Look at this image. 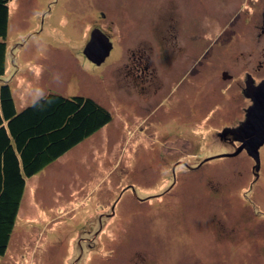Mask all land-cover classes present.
<instances>
[{
	"label": "rangeland",
	"instance_id": "1",
	"mask_svg": "<svg viewBox=\"0 0 264 264\" xmlns=\"http://www.w3.org/2000/svg\"><path fill=\"white\" fill-rule=\"evenodd\" d=\"M263 8L10 0L0 79L16 105L83 95L111 120L26 179L0 264H264V139L256 170L227 133L243 125L254 141L237 121L245 77L264 80ZM93 32L117 48L96 65ZM134 58L139 84L126 74Z\"/></svg>",
	"mask_w": 264,
	"mask_h": 264
},
{
	"label": "trees",
	"instance_id": "2",
	"mask_svg": "<svg viewBox=\"0 0 264 264\" xmlns=\"http://www.w3.org/2000/svg\"><path fill=\"white\" fill-rule=\"evenodd\" d=\"M10 0H0V76L6 71ZM111 120L90 97L45 93L26 105L14 102L0 79V257L4 255L24 194L26 179Z\"/></svg>",
	"mask_w": 264,
	"mask_h": 264
},
{
	"label": "water",
	"instance_id": "3",
	"mask_svg": "<svg viewBox=\"0 0 264 264\" xmlns=\"http://www.w3.org/2000/svg\"><path fill=\"white\" fill-rule=\"evenodd\" d=\"M262 23L263 29L261 31L264 33V8L262 11ZM98 39L99 38L94 32L91 33L90 40L86 47L88 51H85V54L88 59H90V61L96 64H99L109 54L111 48L106 38L103 39V43L101 40V45H98ZM249 83L251 82L247 81L245 83V94L252 99L253 103L249 106L246 111V120L243 122V124L245 125L244 129L252 133L254 138V141H251L249 143L250 146L248 144L246 146V149L249 154L254 156V168L258 170L260 163L258 159L257 148L264 139V80H261L257 85L252 87L249 86Z\"/></svg>",
	"mask_w": 264,
	"mask_h": 264
},
{
	"label": "flooded vegetation",
	"instance_id": "4",
	"mask_svg": "<svg viewBox=\"0 0 264 264\" xmlns=\"http://www.w3.org/2000/svg\"><path fill=\"white\" fill-rule=\"evenodd\" d=\"M261 16H262V13H261ZM95 27H99V26H97V25H95ZM95 27H93V28H95ZM104 32V31H103ZM109 39V38H108ZM110 46H111V49H110V51L111 50H113V49H117L116 48V46H115V44L112 42V44H110ZM160 48L162 49V47H161V45H160ZM165 51V50H164ZM170 51L171 52H173L174 50H172L171 48H170ZM92 62V61H91ZM93 63V62H92ZM93 64H95V63H93ZM96 65V64H95ZM141 65H142V62H141V60H140V58H134V64L133 65H130L129 66V64L127 65V72H126V74H131L132 75V79H134V81L137 83V84H139L140 82H138L137 80H139V81H143V78L142 77H145L144 76V74H147V72L144 70L145 69V67H141ZM245 82H243V84H244V87H242L243 89H244V95H245V97L247 96L246 94H245V87H246V85H245V83L247 82V81H250L251 83H249V86H255V85H257L258 84V82H256V84H255V82L251 79L250 80V78L248 77V78H246L245 77V80H244ZM260 82V81H259ZM246 99H250L251 101H250V103H249V106L253 103L252 102V99L251 98H249V97H246ZM249 106L247 107V108H245L244 110H243V113H242V115H241V118H240V120H238L237 121V125L238 126H240L244 121H245V119H246V110L249 108ZM245 118V119H244ZM227 128H229L228 129V131H227V133L228 134H230L233 138L232 139H230V143L231 144H235V145H232L234 148H240V147H246L247 145H246V142H245V140H244V138H243V136H242V132L241 131H238V130H240L242 127H240L239 129H236V130H234V129H231L230 127H227ZM242 151H244V149H242L241 150V152Z\"/></svg>",
	"mask_w": 264,
	"mask_h": 264
},
{
	"label": "crops",
	"instance_id": "5",
	"mask_svg": "<svg viewBox=\"0 0 264 264\" xmlns=\"http://www.w3.org/2000/svg\"><path fill=\"white\" fill-rule=\"evenodd\" d=\"M10 18V17H9ZM8 23H9V21H8ZM39 176V174H36L34 177H38Z\"/></svg>",
	"mask_w": 264,
	"mask_h": 264
}]
</instances>
